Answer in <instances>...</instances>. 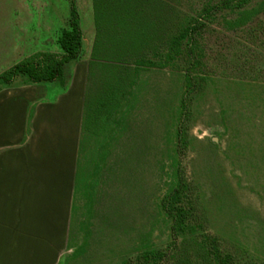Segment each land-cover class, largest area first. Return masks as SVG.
<instances>
[{
  "label": "rangeland",
  "instance_id": "rangeland-1",
  "mask_svg": "<svg viewBox=\"0 0 264 264\" xmlns=\"http://www.w3.org/2000/svg\"><path fill=\"white\" fill-rule=\"evenodd\" d=\"M240 2L0 0V74L59 58L73 5L76 59H93L119 86L121 125L96 176L101 139L83 145L98 114L87 108L77 213L59 264H219L216 247L232 264H264V0ZM24 83L34 82L20 74L0 88ZM178 179L184 232L162 202Z\"/></svg>",
  "mask_w": 264,
  "mask_h": 264
},
{
  "label": "crops",
  "instance_id": "crops-1",
  "mask_svg": "<svg viewBox=\"0 0 264 264\" xmlns=\"http://www.w3.org/2000/svg\"><path fill=\"white\" fill-rule=\"evenodd\" d=\"M42 45L27 48V55L46 50ZM91 60L70 62L69 74L53 81L0 88V264H59L77 213L75 186L89 105L98 122L83 147L101 139L92 162L97 172L107 159L121 125L119 86L106 85L101 66ZM106 86L111 87L103 95ZM108 117L115 128L107 126Z\"/></svg>",
  "mask_w": 264,
  "mask_h": 264
},
{
  "label": "trees",
  "instance_id": "trees-1",
  "mask_svg": "<svg viewBox=\"0 0 264 264\" xmlns=\"http://www.w3.org/2000/svg\"><path fill=\"white\" fill-rule=\"evenodd\" d=\"M230 2L231 1H227L225 4H229ZM243 2L244 0H241L240 4ZM190 28V30L197 29L195 25ZM188 30L189 28H187V31ZM187 31L185 30V32ZM180 37H184V31H181ZM56 42L63 52L59 58L54 60L51 56L46 55V58L42 62V66L31 59L21 61L0 74V85L10 84L14 77L20 74L26 75L30 82H49L62 75L63 66L78 57L82 46V32L79 25V17L73 5H71L70 9L68 27L61 30ZM175 42L176 40L173 39V44L171 46H174ZM140 62L141 61H138L137 63L140 65ZM182 186L183 182L178 179L175 187H173L162 200L163 209L173 220L171 228L176 232H184L186 229L184 223L185 211L182 207L177 205L180 200ZM214 255L215 258L219 260V264H232L230 260L231 256H222L217 247L215 248Z\"/></svg>",
  "mask_w": 264,
  "mask_h": 264
}]
</instances>
